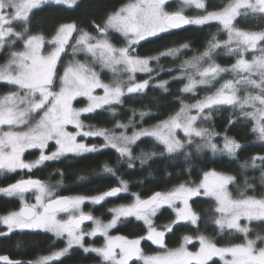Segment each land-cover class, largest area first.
<instances>
[{
  "label": "snow or ice",
  "instance_id": "snow-or-ice-1",
  "mask_svg": "<svg viewBox=\"0 0 264 264\" xmlns=\"http://www.w3.org/2000/svg\"><path fill=\"white\" fill-rule=\"evenodd\" d=\"M77 3L78 0H0V54H6L5 63L0 64V82L11 86L10 91L0 95V172L14 173L24 169L31 172L45 162L56 161L69 154L80 156L100 150L96 145L78 140L81 136L102 137V147L114 149L121 159H127L129 168L133 166L131 161L134 159L144 163L149 155H155L142 152L133 156L131 146L142 137L153 138L170 156L182 154L187 158L191 155L188 149L194 147L196 152L207 149L213 155L219 152L235 157L241 148L235 139L225 135L222 147L218 146L214 142L218 133L198 126V121H210L214 111L224 108L238 111L240 118L251 122V132L264 141V0H229L221 10L207 11L194 17L185 15L184 10L191 6L204 10V0H179L180 7L176 11L168 10L173 0H129L108 14L102 24L93 22L96 35L78 29L74 22L60 24L51 38L32 33L34 10L48 4L72 7ZM238 18L245 22L259 20L261 29H241L235 23ZM213 21L218 22L227 39L221 41L213 35L202 53L182 61L180 75L174 79H186L180 90L182 93H194L198 86L210 85L225 73H230L231 79L225 80L214 93L194 104L181 103L179 111L153 128L137 130L133 120L129 119L127 124L117 122L116 127L122 129L119 134L103 128L89 127L85 130L86 125L81 119L83 114L107 107L112 115H116L114 106L123 105L125 97L146 92L154 79L151 75L154 71L150 66L152 61H159L162 56L176 57L182 49L189 48L183 44L157 56L140 57L135 54V49L141 41L184 25L203 26ZM73 33L78 35L70 45ZM110 33L119 34L124 45L115 46L109 39ZM18 43L22 44V50H15ZM69 46L73 61L60 74L58 63ZM220 49H226L229 55L236 57L230 67H222L213 61V55ZM78 53L84 54L85 61L75 59ZM246 53H252V58L247 59ZM97 65L101 71L107 69L112 73L110 83L102 81ZM137 73L148 74L149 78L137 82ZM168 83L160 81L156 87L167 91ZM97 89H101L103 94H95ZM241 89L245 91L243 98L239 95ZM78 97L87 99L86 106L74 107L73 102ZM146 115L148 113L143 111L139 113L141 120ZM69 126L75 131H69ZM130 126L133 131L128 135ZM177 130L183 132V138L178 137ZM50 142H54L55 151L48 153ZM30 149L39 150L40 154L35 161L26 162L23 156ZM249 163L252 168L264 169V156H254L242 167H248ZM103 171L115 175L107 163L103 165ZM261 179L264 183V172ZM235 180L232 175L212 170L205 172L201 182L195 186L182 183L168 192L157 191L147 199L132 194L130 204L109 209L112 219L104 223L91 213H85L82 206L86 201L100 205L108 198L127 193L126 181L121 180L119 186L102 194L86 197L59 196L55 194L54 187L39 179H20L0 187V193L19 197L22 205L18 211L0 215V225L7 230L0 232V236H7L15 230L39 229L52 233L56 238L66 239L63 249L26 264H53L73 247L81 248L84 253H95L100 264H130L133 261L142 264H210L214 257H219L224 264H264V236L256 234L255 238H250V227L240 223L242 219L264 222V197L241 192L240 198H233L229 185ZM245 183L248 188L252 187L247 181ZM29 192L35 197L33 204L25 199ZM198 196L214 201L213 222L219 230L242 233L243 243L221 247L199 235L195 238L199 242L198 250L190 251L187 245L193 242V237L185 235L178 247H167L166 233L172 232L175 225L181 222L198 225L201 217L190 205V200ZM164 206L172 210L174 219L159 228L153 218ZM61 213L66 218H61ZM129 218L142 221L146 234L132 239L109 234L118 222ZM86 221L92 222L88 231L82 227ZM98 235L104 238L102 246L85 245V237ZM143 240L151 241L163 251L145 255L141 248ZM0 264L25 262L0 255Z\"/></svg>",
  "mask_w": 264,
  "mask_h": 264
},
{
  "label": "trees",
  "instance_id": "trees-1",
  "mask_svg": "<svg viewBox=\"0 0 264 264\" xmlns=\"http://www.w3.org/2000/svg\"><path fill=\"white\" fill-rule=\"evenodd\" d=\"M128 2L129 0H78V3L72 7L48 4L40 10H34L32 33L43 34L46 38H51L60 24L74 22L78 29L96 35L94 23L102 24L108 14ZM227 3L229 0H205L206 9L198 10L195 7H190L186 14L198 16L207 11H218ZM179 7V0H173V3L168 6V10L176 11ZM235 23L237 27L244 30H260L262 26L259 20L245 22L243 18H238ZM213 35L221 41L227 39V34L221 29L218 22H210L203 26L189 25L182 30H169L161 33L158 37L141 41L135 49V54L140 57L157 56L169 48H178L183 44L189 45V48L182 49L176 57L162 56L159 61H152L150 66L154 70L151 74L154 79L150 81L148 89L142 94L125 97L123 105L114 106L116 115H112L107 107L94 113L83 114L81 118L86 125L85 130L91 127L115 131L117 122L127 124L129 119L133 120L135 129L151 127L174 115L179 111L181 103L191 105L214 93L225 80L232 78L230 73L222 74V77L210 85L198 86L194 93H182L180 90L187 82L186 79H174L180 75L182 61L202 53ZM109 39L117 47L124 45L123 38L119 34L110 33ZM15 50H22V44L18 43ZM246 58L251 59L252 53H246ZM212 59L222 67H230L235 63L236 57L229 55L226 49H220ZM5 60L6 54H0V64L5 63ZM161 69L163 70L161 71ZM62 70L63 68L60 66L58 72L61 74ZM101 76L105 80L111 79V75L106 71L102 72ZM148 78V74H137L135 79L137 82H142ZM160 81L169 82L166 86L167 91L156 87ZM10 90L11 86L0 82V95ZM239 95L243 98L245 91L241 89ZM85 105L86 100L84 99L75 101L76 107L80 108ZM133 110H135V115H133ZM141 111L148 113L143 120L139 116ZM230 120L234 123L230 124ZM198 126L218 133L214 142L219 145L223 144L225 135L235 139L241 145L236 156L232 157L219 152L213 155L207 149L196 152L194 147L188 149L191 155L187 158L182 154L170 156L163 152L162 146L153 138L143 137L131 146L133 156H139L142 152L155 153V155H149L144 163H141L139 159H134L131 161L133 165L131 168L128 167V160L121 159L114 149L101 148L94 153L80 156L69 154L59 160L45 162L31 172L27 169L17 170L14 173L0 172V187H6L20 179L33 178L54 187L55 194L59 196L66 194L94 196L119 186L121 180L126 181L128 184L127 193L107 199L95 209V213L103 218H106L104 214L109 209L129 204L132 194L146 198L157 191H171L182 183L195 186L201 182L205 172L212 170L236 178L235 183L229 185V192L233 198H240L241 192L257 198L264 197V183L261 179L264 169L252 168L250 163L248 167H242L245 162H250L252 157L264 156V141L259 140L251 132V122L240 118L238 111L224 108L214 111L210 121H198ZM132 131L133 127L130 126L127 132ZM179 136L183 138V135ZM80 138L89 145L101 146L104 143L102 137L81 136ZM52 146V144L49 146V150L53 149ZM38 154L37 150L28 151L25 153L24 159L26 162L35 161L39 157ZM105 163L113 168L115 175L103 171ZM257 163L259 164V161ZM246 181L252 186L251 188L246 186ZM190 205L201 217L198 225L193 226L183 222L175 225L173 231L166 233L165 236L168 248L178 247L185 235L193 238L204 235L221 247L244 242L242 233L221 232L215 225L213 222L215 217L212 215L214 201L211 198L193 197L190 200ZM19 208L18 197L0 194V215L17 211ZM173 219L174 213L166 206L154 217V223L157 227L162 228ZM248 226L251 229L250 238H255L256 234L264 236V222L253 221L249 222ZM0 232H6L3 225H0ZM114 232L128 237H136L146 234V226L141 221L129 218L122 220ZM103 240V238H87L85 244L100 246L103 244ZM65 246L64 238H56L52 233L42 230H15L7 236H0V255H8L13 260L24 261L25 264L27 261H35L41 256L48 255L52 251L63 249ZM145 249L148 252H153L155 246L146 242ZM53 264H100V258L95 253H84L81 248L73 247L68 254L59 261H54ZM210 264L224 263L219 259H213Z\"/></svg>",
  "mask_w": 264,
  "mask_h": 264
},
{
  "label": "rangeland",
  "instance_id": "rangeland-1",
  "mask_svg": "<svg viewBox=\"0 0 264 264\" xmlns=\"http://www.w3.org/2000/svg\"><path fill=\"white\" fill-rule=\"evenodd\" d=\"M204 2H205V0H204ZM191 7H194V6H191ZM188 9H190V7H188V8H186L185 10H184V14L185 15H187L186 14V12H187V10ZM203 14H206V13H203ZM203 14H201V15H203ZM195 15H190V17H194ZM214 22V21H213ZM78 35V33H73V39L70 41V45L72 44V43H74L75 42V37ZM46 47V49H48V45H46L45 46ZM121 47V46H120ZM75 59L76 60H79V61H85V56H84V54L83 53H78V54H76V56H75ZM71 61H73V53H72V48H71V46H69L68 48H66V52L64 53V54H62V56H61V59H60V62L58 63V70H59V68H60V66L62 67V68H64L69 62H71ZM65 64V65H64ZM96 70L100 73V78L102 79V81L103 82H105V83H110L111 82V80H112V73L111 72H109L107 69H104L103 71H101L100 70V68H99V66L97 65L96 66ZM108 72L110 75H111V79L110 80H105L102 76H101V73L102 72ZM62 72H63V70H62ZM62 74V73H61ZM137 74H145V73H137ZM136 74V75H137ZM125 79L127 78L126 77V75H125V77H124ZM135 78H136V76H135ZM95 94H97V95H102L103 94V92H102V90L101 89H97L96 90V92H95ZM79 99H84V100H86V104H87V99L85 98V97H78L77 98V100H79ZM73 104H74V107H76L75 106V101L73 102ZM86 106V105H85ZM77 108H79V107H77ZM193 114H195V112L193 111ZM82 119V118H81ZM160 123V122H159ZM158 123V124H159ZM157 125V124H156ZM155 126V125H154ZM154 126H151V127H144L145 129H150V128H153ZM69 127H71V128H69ZM68 127V130L69 131H75V129L72 127V126H69ZM116 129V128H115ZM138 130V129H137ZM116 133L117 134H119V132L120 131H122V129H120V128H117L116 130ZM127 134L128 135H131L132 134V132H127ZM177 135H178V137H180L179 135H183V132L182 131H179V130H177ZM143 138V137H142ZM78 140H80L81 142H84L85 143V141L83 140V139H81L80 137H78ZM216 143V142H215ZM53 145L52 147H53V149H51L50 148V150H49V147H48V149L46 150L48 153H50V152H52V151H55V145H54V142H50V144H49V146L50 145ZM222 145L223 144H221V145H219L218 144V146H221L222 147ZM99 149H101V148H103L102 147V145L101 146H97ZM32 150H36V149H30V150H27L26 152H28V151H32ZM49 150V151H48ZM37 151H39V150H37ZM25 152V153H26ZM40 154V153H39ZM38 154V155H39ZM25 155V154H24ZM23 159H24V156H23ZM25 160V159H24ZM24 170H26V169H24ZM0 194H4V193H0ZM4 195H6V194H4ZM75 196V195H74ZM80 196H83V195H80ZM94 196H96V195H94ZM86 197H93V196H86ZM19 198V197H18ZM25 199H26V201H27V203H29V204H33V203H35V197H34V195L31 193V192H29V193H27L26 194V197H25ZM133 201V195H131V202ZM130 202V203H131ZM87 203L89 204V206H92L93 204L90 202V201H86L85 202V204L82 206V210L84 211V212H86V210H85V208H86V206H87ZM129 203V204H130ZM124 205H128V204H124ZM22 205H21V202H20V207H21ZM118 206H121V205H118ZM118 206H116V207H118ZM164 207H166V206H164ZM115 208V207H114ZM20 209V208H19ZM18 209V210H19ZM17 210V211H18ZM88 212V211H87ZM159 212V211H158ZM60 216H61V218H66V216H65V214H63V213H61L60 214ZM96 218H99L102 222H104V223H107L108 221H110L111 219H112V214L110 215V217H107V218H105V219H103V218H101V217H96ZM135 219V218H134ZM154 219V218H153ZM119 223L120 222H118V224H117V226L119 225ZM240 223L242 224V225H245V224H247L248 225V221H245V220H241L240 221ZM116 226V227H117ZM91 227H92V223H91V225H90V227H89V229H84L85 231H88V230H90L91 229ZM115 227V228H116ZM115 228H113V229H111L110 230V235H120V234H117V233H115V232H113L114 231V229ZM27 230V229H26ZM37 230H39V229H37ZM7 231V230H6ZM42 231H44V230H42ZM99 236V235H98ZM123 236V235H122ZM100 237H102V236H100ZM87 237H85V239H86ZM89 238H95V237H89ZM103 238V237H102ZM104 239V238H103ZM64 240L66 241V239L64 238ZM151 242V241H150ZM84 243H85V241H84ZM104 243V242H103ZM86 245V244H85ZM103 245V244H102ZM102 245H100V246H102ZM93 246H96V245H93ZM190 246H192V247H190ZM96 247H99V246H96ZM187 247H188V249L190 250V251H196V250H198V248H199V242H198V240L197 239H195V238H193V242L191 243V244H189V245H187ZM171 249V248H170ZM163 251V249L162 250H159V251H156V252H151V253H146V252H144V250H143V252L145 253V255H156L157 253H160V252H162ZM213 259H219L222 263H224L219 257H214ZM136 262V261H135ZM137 264L138 263H140V261H137L136 262Z\"/></svg>",
  "mask_w": 264,
  "mask_h": 264
},
{
  "label": "flooded vegetation",
  "instance_id": "flooded-vegetation-1",
  "mask_svg": "<svg viewBox=\"0 0 264 264\" xmlns=\"http://www.w3.org/2000/svg\"><path fill=\"white\" fill-rule=\"evenodd\" d=\"M122 194V193H121ZM77 196L76 194H66V195H62V196ZM114 198V197H113ZM147 198V197H146ZM108 199H110V198H108ZM142 199H145V198H142ZM107 200V199H106ZM106 200L104 201V202H106ZM104 202H102L100 205H102ZM100 205H92V206H89V204L87 203V206H86V208H85V210H86V212L85 213H91L94 217H101V216H98L95 212H96V208L97 207H99ZM116 207V206H115ZM114 208V207H113ZM88 211V212H87ZM112 213L110 212V211H108V212H105V217L107 218V217H110V215H111ZM101 218H103V217H101ZM103 219H105V218H103ZM142 222V221H141ZM91 223L92 222H90L89 224H87V225H84V226H82L84 229H89V227H90V225H91ZM115 230V229H114ZM114 232V231H113ZM123 236H125V235H123ZM141 236H143V235H141ZM126 237H128V236H126ZM137 237H139V236H136V237H128V238H130V239H132V238H137ZM87 238H89V237H87ZM86 238V239H87ZM95 238H102V237H100V236H96ZM85 239V240H86ZM89 239H94V238H89ZM103 242H104V240H103ZM146 242H150V241H147V240H143L142 242H141V248L144 250V252H146V253H151V252H148L146 249H145V244H146ZM151 243V242H150ZM152 244V243H151ZM154 245V244H153ZM155 246V251H153V252H156V251H159V250H162V249H160L157 245H154ZM137 262V261H136ZM135 261H133V262H130V264H137ZM138 264H142V262H140V263H138Z\"/></svg>",
  "mask_w": 264,
  "mask_h": 264
},
{
  "label": "water",
  "instance_id": "water-1",
  "mask_svg": "<svg viewBox=\"0 0 264 264\" xmlns=\"http://www.w3.org/2000/svg\"><path fill=\"white\" fill-rule=\"evenodd\" d=\"M189 25H184V26H182L181 28H179V29H171V30H182V29H185L186 27H188ZM160 192V191H159ZM154 194V193H153ZM151 196V195H150ZM150 196H148V197H150ZM147 197V198H148ZM147 198H145V199H147ZM91 221H86L85 222V224L84 225H87V224H89ZM83 225V226H84ZM8 256V255H7ZM11 259V258H10ZM13 260V259H12ZM24 262V261H23Z\"/></svg>",
  "mask_w": 264,
  "mask_h": 264
}]
</instances>
